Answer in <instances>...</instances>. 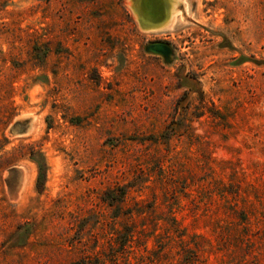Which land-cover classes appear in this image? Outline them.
Masks as SVG:
<instances>
[{"label":"rangeland","instance_id":"1","mask_svg":"<svg viewBox=\"0 0 264 264\" xmlns=\"http://www.w3.org/2000/svg\"><path fill=\"white\" fill-rule=\"evenodd\" d=\"M129 1L0 0V264H264V0Z\"/></svg>","mask_w":264,"mask_h":264},{"label":"bare ground","instance_id":"2","mask_svg":"<svg viewBox=\"0 0 264 264\" xmlns=\"http://www.w3.org/2000/svg\"><path fill=\"white\" fill-rule=\"evenodd\" d=\"M133 1H134V0H133ZM144 1H145V0H144ZM166 1H167V0H165V2H166ZM168 1H169V0H168ZM170 1H171V0H170ZM170 1H169V3H170ZM175 1H176V0H175ZM175 1H174V2H175ZM181 1H182V0H181ZM128 2H132V1H129V0H128ZM154 2H155V1H154ZM174 2H173V3H174ZM133 3H134V2H133ZM133 3H132V5H133ZM166 3H167V2H166ZM135 4H136V3H134V5H135ZM147 4H148V2H147ZM171 4H172V3H171ZM171 4H170V5H171ZM145 5H146V4H145ZM145 5H144V6H145ZM163 5H164V0H158V6L162 7ZM165 5H166V4H165ZM172 5L174 6V4H172ZM176 5H177V4H176ZM153 6H154V4H153ZM156 6H157V5H156ZM158 6H157V7H158ZM147 8H149V7H146V10H147ZM152 8H154V7H152ZM152 8H151V9H152ZM134 9H135V8H134ZM138 9H139V8H138ZM138 9H137V10H138ZM158 9H159V8H158ZM172 9H174V8L172 7ZM172 9H171V7H170V10H172ZM152 10H153V9H152ZM163 10H165V8H164ZM134 12H135V11H134ZM136 12H137V11H136ZM144 12H145V11H144ZM171 12H175V9H174V11H171ZM178 12H179V11H178ZM178 12H177V9H176V13H178ZM137 13H138V12H137ZM145 14L148 15V13H145ZM135 15H136V14H135ZM137 15H138V14H137ZM139 15H141V17H142V14H141V13H140ZM162 15H163V14H162ZM167 15H168V14H167ZM143 16L145 17V15H143ZM165 16H166V15H165ZM171 16H173V15H171ZM137 17H138V16H137ZM139 17H140V16H139ZM145 18H147V17H145ZM145 18H144V19H145ZM165 18H166V17H165ZM168 18H169V17H168ZM171 18H172V17H170V19H171ZM141 19H142V18H141ZM147 19H148V18H147ZM149 19H151V17H149ZM149 19H148V20H149ZM173 19H174V18H173ZM145 20H146V19H145ZM153 20H154V19H153ZM140 21H141V20H140ZM149 21L152 22L151 20H149ZM161 21H162V20H161ZM172 21H173V20H172ZM170 22H171V20H170ZM154 23H156V22H154ZM168 23H169V19H165V20H163V23H161V24H159V25H152L150 28H149L148 26H147V27H148L150 30H158V29H163V28L166 29V27L168 26ZM141 25H142V24H141ZM145 25H146V24H145ZM169 25H170V24H169ZM168 27H170V26H168ZM143 28H145V27H143ZM144 30H148V29L145 28Z\"/></svg>","mask_w":264,"mask_h":264},{"label":"trees","instance_id":"3","mask_svg":"<svg viewBox=\"0 0 264 264\" xmlns=\"http://www.w3.org/2000/svg\"><path fill=\"white\" fill-rule=\"evenodd\" d=\"M164 138L166 139V137H164ZM38 180H39V177H38ZM123 194H124V193H122V194L119 195V196H120V197H123ZM117 200H118V202H119L121 199L117 197ZM170 220H171V223H172V224H171V227H173L174 229H177V220L175 219V217L171 216ZM131 235H132V233H131L130 230L126 231V233H125L126 240H128L127 238H128V237H131ZM187 261H188V260H187Z\"/></svg>","mask_w":264,"mask_h":264}]
</instances>
